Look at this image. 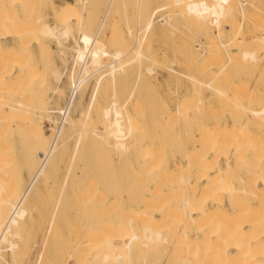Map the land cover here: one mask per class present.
<instances>
[{
	"label": "bare ground",
	"instance_id": "obj_1",
	"mask_svg": "<svg viewBox=\"0 0 264 264\" xmlns=\"http://www.w3.org/2000/svg\"><path fill=\"white\" fill-rule=\"evenodd\" d=\"M2 1L0 0V2ZM16 1L17 3H21V12L23 13L21 14L23 17L21 19H16L17 16H12L14 14L16 15V12L13 14L10 12L11 14H9L8 12L12 6L7 8V11L0 7V35L5 33L7 36L12 37L18 42L17 50L19 52L21 51V56H19L20 58L23 57L22 54L29 53V47L32 45H29L30 42H37V44H39V41L37 40L40 38H54L58 43L56 53H58L59 56L64 55V50L62 48L63 45L61 42L68 39V37L73 34L71 27H74L75 25H77L78 28L79 26L83 27L84 30L86 28V33H88L87 31L89 28H94V32L91 34L92 36L90 35V40H87L89 43H86L87 46L85 49L80 46L81 43L78 44L76 48H73L70 57H74L77 62L75 71L76 76L74 82L71 80L73 84L67 89L63 98L64 101L58 107H44L45 105L43 103V99L41 98L42 95L40 96L39 92H37L39 89L36 91V88L33 86V83L36 81H38L37 83H39V87L42 83H44V79L41 76H39L41 77L39 78L37 73H32V67L35 69V65L30 66L31 68L29 69V66H26L27 62H22L23 60H16V58L14 59L15 55H13V59L16 60V62L13 60L8 62L6 57H3V60L0 58L3 64L6 63L4 61H7V64L10 63L11 65L16 63L18 66L17 61H19V63L22 62L19 64V70L17 73L12 72L10 69H2L3 64L0 66V264L3 263L6 257H4V255H6L4 252L9 251L14 257L18 253L23 224L27 219L30 221L32 218V211L29 210L30 208L27 209L25 207V202L28 199L30 192L32 193V188L38 178L41 176L44 177L48 174L47 172H49V169L56 164L59 160L58 158H60L61 155L63 156L64 152L67 153L66 149H69L68 142L70 140L74 138V143H71L73 145L72 148L78 147L80 143H83L84 145V142H88L87 146H90L91 149L94 148L98 140L101 147L102 144H104L103 146L107 149L118 152L120 157H122L121 155H125V152L130 151L133 145L137 146L136 135L141 132V127L138 126V122L136 120V117L138 116H136V109L133 111L134 114L129 113V98L121 103L117 97H113L110 100V104L108 103L104 106H101L97 99L94 101L89 100L85 106L83 105V108H80L81 110L79 109L80 112L78 115L73 113H75L74 110H78L76 108L79 106L76 107V105L82 99L83 93H85L81 91V87L91 76L95 79V74H100L102 70L105 71L110 69V73L107 72V75L109 76L107 78H109V80L105 81H110V83L115 84L118 82L117 78L119 76L117 77V75H122L120 72L124 71L123 69H129V66L127 65L128 63H126L128 61L126 59L130 58L131 60V56L134 54H136L135 59H137L138 62H141L142 59H147V56L144 55L145 52L144 54L141 53L144 43L142 42V46L139 44L141 43L140 41H142L139 35L141 33L139 29L140 33L137 31L135 43L140 46L139 50L141 51L137 49L136 45V47L134 46L129 50V56L123 55L124 62L126 61L125 63L127 65L126 67L122 65L123 69L122 67L118 69L116 68L118 66L116 64H120L122 60L120 56L119 59L114 58L109 60L110 62L107 60V63H104L107 58H105L106 51L104 50V47H106L105 45L108 43H104V45L103 41L106 36L100 37V35L105 24H107L106 21L111 8L113 9L114 7L112 5L113 2H116L114 0H109L107 8L105 9L97 27L94 26L95 23L91 24V13L87 7L88 1L90 0L66 2L60 7L55 6L56 4H54L52 0H15V2ZM166 1H171L168 4L169 6L170 3L172 4L173 2L172 5L174 6V9L171 5L172 10H170L171 8L169 10L172 12L170 13L169 11V13H167L169 19L165 17V15V18L159 19L158 24L160 27H162L161 25H170L169 20L174 16H183L190 19L189 22L188 20H185L189 24L193 18V21L194 19L196 21L194 26H197L198 24L197 27L200 29L204 41L195 43L192 40L194 38L192 35L191 37L189 34H184L187 39L184 41V46L188 56V73H182V76L186 80L191 81L194 84V87L199 91L204 88L209 89L211 98L205 101L206 98L198 97V103H194L190 106H188L189 104H187L186 101L182 100L178 103L176 112L172 114V118L175 116V120H172V122L169 121V123L167 117L164 116L161 118L163 119L162 123H169V130L171 131L179 125L178 123H180V121L177 122L179 119L184 122L191 116L199 117L197 116L198 112L202 111L199 110V108L202 107L205 109V111L203 110L205 116L208 115L209 117L214 113V111H217L210 107V105L212 103L214 105V103L217 102L220 106L218 109H220L221 112L225 111L232 119L233 124H231L232 127H229L227 124L222 128L220 127V124V126L209 127L208 125H203L202 118V122L200 121L201 124H198L199 126L197 125V127H199L197 130L199 131V137L195 143V153H192V155L185 154L183 156L188 158V164L184 167L185 169H181L180 172L176 171L179 173H177V175H175V171V174L172 176L170 175L172 173L168 174L171 178H168L169 182L164 185V189L167 191V195L165 196L172 197V200L169 201V199L168 201L171 203L177 199V202L178 200L179 202L177 203L175 201L176 204L171 208L164 207L166 208L165 211L162 210L163 208L160 210L152 207L151 212L146 215L148 219L145 218L147 221H144V223L139 222V220H141L140 218L139 220H132L134 218H131L126 221L125 225H123L124 223L121 225L120 222L118 227H116L114 224L109 225L107 223V226V224L104 223V226L103 224H100L97 230H94L96 232L88 231V235L91 233V237L95 235L93 233H96V235L93 237L94 240L90 241L87 239V241L89 240L87 243L88 246L81 251L82 263H80L83 264L91 257L93 258L91 261H98L102 264H155L156 262L162 261L159 256L163 254L166 249L172 250L176 245H180L185 253H183L181 258V264H264V204H261L262 211L260 215H254L253 205L250 202L244 203L243 201H237L241 194H245L246 197H256L260 200L264 198V0H228L227 2H224L223 0ZM15 2L12 1V4ZM47 3L52 9L51 13L54 20L52 24L48 23V20H45V18H42L41 16H34L36 11L39 9V6ZM116 10L118 11V9ZM116 10L114 12H116ZM224 11L229 13L232 17L239 14L240 19L237 20V18H234L228 31H224L221 28L212 30L213 26L211 21L213 20L214 22L216 21L217 23H220L222 21ZM75 16L77 18H73ZM183 24L184 26L189 25L186 23ZM90 26L94 27L91 28ZM114 26L116 27V25ZM170 26L173 28V25ZM79 29L76 30L79 32L81 31ZM116 31H118V29ZM118 32L121 33L120 30ZM116 33L115 31H112L109 34V38H107L111 45H115V41H119L118 43L122 42L121 40H117L120 35ZM192 34L196 35L198 33ZM88 35L85 36L87 37ZM1 38L3 37H0V40ZM83 40L85 41L86 38ZM191 41L195 44L190 45ZM191 46H194L196 51L199 50V52H195V49ZM115 48L118 49L117 46H115ZM2 49L0 48V50ZM2 51L0 52L2 53ZM13 52L11 51V55ZM1 53L0 55L4 54ZM14 53H17V51ZM43 53L45 54L46 52L43 50ZM222 53L227 56V61L224 64L221 61V55H223ZM191 54H194L195 56L191 57ZM63 57L64 56H62V58ZM102 57L105 59L104 62H101V59L103 60ZM10 58H12V56ZM46 58L43 57L45 60L49 59ZM93 59L98 61L100 66L98 69L94 71L90 70L89 72L88 64H93L91 63ZM132 59V63L137 62L134 57ZM45 63H47V61ZM45 63L43 65H45ZM7 64H5V66ZM132 65H130V67ZM6 68L9 67L6 66ZM192 69L195 71V75L192 74L193 72H190ZM240 69L245 71L243 73L244 77L241 79L243 82L237 78L240 75L237 70ZM145 71L147 73H152V67L148 66ZM246 72L253 73L252 78H250L248 82L253 79L254 87L247 85L248 78L246 75L248 74ZM42 74L43 73H41V75ZM101 76H104V74L101 73ZM100 78V82L98 81L97 87L99 83L103 82V79L101 81ZM239 86H244V88H237ZM213 99L216 100V102H213ZM82 104L83 103L81 102L79 105ZM136 107L137 105L135 108ZM139 111H141V109ZM238 117L243 120L241 122L240 130H237L238 132L236 131L239 133V136L233 134V136H223L224 132H233V128L235 129V119ZM45 118L56 123L55 126L51 128L53 131L51 141L49 140V135L45 133L43 128V120ZM172 118L169 117V119ZM176 118L179 119L177 120ZM226 118H228V116ZM156 122L158 124L155 128L153 127V129L159 132L158 129L160 122H158V120H156ZM173 123L176 124V126L174 125L173 127ZM249 123L254 124L255 126L252 127H255L257 130L255 131L252 127H248L247 124ZM155 124L152 123L151 125L153 126ZM228 128L229 130L232 128V131H228ZM180 130L181 129L179 128L177 133H186L185 130L182 132ZM233 133H235V130ZM249 134L256 135L257 137H251ZM10 135H15L18 139L23 140V153L19 161H22L25 167L34 166V169L36 168L28 186L25 188L23 193L21 192L22 194L18 198L15 195L11 181L15 176V171L21 164L18 163L19 161L13 154V144L9 138ZM130 141L132 142L131 145L129 144ZM165 143L166 142H164V145ZM152 145L156 144L152 143ZM162 146L163 144H161V146L159 145V147ZM80 147L82 146L80 145ZM153 147L155 149V146ZM151 148L152 147H148L149 151ZM155 156L157 155L155 154ZM120 157L117 158L120 159ZM152 157L147 153L144 157L145 162L148 163L150 160L152 161ZM79 159L81 160V158ZM153 161L151 163H153ZM156 163L152 165L155 166ZM74 165H72L73 168ZM76 169L78 168L76 167ZM150 169L151 171L152 169L154 171V168L151 167ZM107 171L108 170H106V172ZM129 171L130 170H128V172ZM74 172L76 173L75 169ZM74 172L72 171L73 174H75ZM155 172L154 176H156L155 174L157 173ZM151 173L152 175L148 177L149 174H147V177L152 181L155 177H153V172ZM115 177H117V175H115ZM151 177L153 179H151ZM130 178L129 181H133L130 180ZM235 183L242 184L243 186L236 188L234 187L236 186ZM133 184L135 185V182ZM180 185L191 186L192 191H188L190 194L182 195V192L181 195H177L176 190L179 189L177 187ZM139 187L140 185L137 186V188ZM158 187L156 186V188ZM208 187H216V191H218L221 195L218 200L213 196H206L209 193H203L202 190ZM160 189L161 188H158L159 192H163ZM153 190H150L148 187V190L143 193V196L151 197V199H157L161 193L158 194V190ZM126 191L129 193L128 195L131 194L130 191ZM209 199H211L210 202H207ZM166 210H169L170 212V220L165 218ZM157 215H160L161 218H165L169 221L167 224H164L162 228L155 226L157 223V219L155 220V217ZM212 215L217 217L218 222L216 226H212L209 221H207L206 217ZM109 226H112V231L107 230L109 229ZM123 229H126V232H123ZM86 235H84V237ZM146 248L148 249L147 253L150 251L152 254V259L151 261H146L145 257L141 262L139 261L140 259L138 255L142 252L141 250H146ZM159 249L161 251H159ZM150 253L148 254L150 255ZM76 255L78 256V254Z\"/></svg>",
	"mask_w": 264,
	"mask_h": 264
},
{
	"label": "rangeland",
	"instance_id": "obj_2",
	"mask_svg": "<svg viewBox=\"0 0 264 264\" xmlns=\"http://www.w3.org/2000/svg\"><path fill=\"white\" fill-rule=\"evenodd\" d=\"M12 1L15 2V0H10V1L3 0L2 2H0V7L6 10L7 8H10L12 6L10 10L8 9L9 10L8 13L11 14L10 12H12L13 14L16 12L17 14L16 15L14 14L12 16L14 17L17 16L16 19H19V18L21 19L23 17L22 15L23 13L21 12V3H17L16 1L15 3L12 4ZM52 1L54 2V4H56L55 6L57 7L62 6L66 2H77V0H52ZM91 1H93L94 3ZM114 1H116V2H113L112 4L114 6L113 7L114 10L111 8L110 14L106 21L107 24H105L104 29L100 35V37L106 36L104 38L103 44L108 43L107 45L104 44L106 46L104 47V50L106 51L105 58L106 57L107 58L105 60L103 56L102 57L103 60L101 58L100 59H101V62L102 61L104 62L105 60L104 63H107V60L109 61L114 58L119 59V56H120L122 60L120 64L119 63L116 64L118 65L116 68L118 69V68H121L122 65L124 67L128 65L129 69H123L122 67V69L126 71L120 72L122 73V75L121 74L117 75V77L119 76L117 78L118 82H116L115 84L110 83V81H108L109 83L106 82L107 80H109V78H107L109 77L107 75V72L110 73V69H107L105 71L102 70L103 72L101 71L100 74L98 73L99 76L103 78H100L98 74L94 75L95 79L93 76H91L89 80L85 84H83L81 87L82 89L81 91L85 93H83L82 99L76 105V107L79 106L78 108H76L78 110H74L75 113L73 114L78 115V113L81 110L80 108H83L85 104L89 102V100L94 101L97 99L99 104L101 106H104L108 103L110 104V100L113 97H117L119 102L121 103L124 102L127 98H129V101H128L129 113L134 114L133 111L134 109H136L135 110L136 116L138 115L136 117V120L138 122V126L141 127L140 128L141 132L137 133L140 136L136 135L137 146L133 145L130 151L125 152V155H121L122 157H120L118 152L113 151L111 149H107L106 147L103 146L104 144H102V147H101V144L98 140L96 142L98 145L94 142L96 144L93 148L94 150L91 149L90 146L89 147L87 146L88 142H84V145L83 143L82 144L80 143L82 147H80L79 145L78 147L72 148L73 146L72 144L74 143V138L72 140H70L71 139L70 138L69 139L70 141L68 142L69 149L68 148L66 149L67 153L64 152V155L60 156V158L62 159L58 158L59 160L56 162L54 166H52L51 169H49V172H47L48 174L44 176L45 178L41 176L35 182L32 188V193L30 192L28 199H27L28 201L26 200L25 202L26 204L25 207L27 209L30 208L29 210L32 211L31 213L32 218L30 221L27 219L26 222L23 224V229L21 231V241L19 240L20 241L19 251L15 257L12 256L9 251L4 252V254H6L4 255V257L5 256L6 257L2 264H75V263L81 264L82 263L81 261L82 252L81 251L84 248H87L88 246L87 243L89 242V240L90 241L94 240L93 237L96 235V233H93L95 235L91 237V233L90 235L88 234L90 231L96 232L94 230H97L100 224H103L104 226L105 225L104 223L106 224L108 223L109 225L114 224L116 225V227H118L120 222H121L120 223L121 225L123 223H124L123 225H125L126 221L130 220L131 218H134L132 220H136V219L139 220L140 218L141 220H139V222L144 223V221L145 222L147 221L145 219L147 218L146 215L151 212L152 207L158 208L160 210L163 208L162 210L165 211L166 208L164 207L171 208L172 206L176 204L177 199H175L174 201L170 203L169 201L172 200V197L165 196L167 195L166 194L167 191H165L164 185L165 183L169 182L168 178H171L173 174L176 173L175 175H177V173L180 172L181 169L182 170L185 169L184 167L188 164V158H185L183 156L185 154L192 155V153L193 154L195 153L194 151L195 145H196L195 143H196L197 138L199 137V131H197L199 127H197V125L201 124L202 118H203V122H202L203 125H208L209 127L221 125L220 127L222 128L226 124L229 125V127H232L231 124H233V122L230 116L226 114L225 111L221 112V110L218 109L220 106L218 105L216 100L213 99L214 100L213 102H216V103H214V105L212 103L210 107H212L214 110H217V111L215 112L213 110L214 113L212 112L213 113L212 115H210L209 117L208 115L205 116V113L203 112V110L205 111L204 107L199 108V110H202L198 112L197 116L199 117L191 116L189 117L188 120L184 122L180 120L179 118H176L177 120L179 119L177 122L180 121V123H178L179 125L175 121L178 126H176V124L174 123L172 125L173 127L174 125L176 126L175 127L176 130L175 128H173L171 131L169 130L170 128L169 121L172 122V120H175V116L174 118H172L173 117L172 114L176 112V109H177L176 107L179 102L184 100L187 102V104H189L188 106H190V105H193L194 103H198V100H197L198 97L206 98L205 101L211 98V93L209 89L204 88L203 90L199 91L197 90V88L194 87V84L191 81L186 80L182 76V73H188V68H187L188 56H187V53L185 51L186 49L184 46V41L187 39L184 34H189V36L192 35L194 37L192 40L195 43H198V42L204 41L201 31L197 27L198 24L197 26H194V23H196L195 19L193 21V18H192V21L190 22L191 23L193 22V23L189 24L188 22L190 19L185 18L183 16H179V17L174 16L170 18L169 20L170 23L169 22L168 23L170 25H173V28H171V26L168 24L164 26L161 25L162 27H160V25L158 24L159 19L165 18V17L168 18L167 13H169V11L172 10L173 2L172 4L170 3V6L172 5L171 7L168 5L169 2L171 1L169 2L166 0H114ZM223 1L227 2L228 0H223ZM108 2L109 0H90L88 1L87 7L91 13V24L95 23L94 26L96 27L98 26V24L100 23V19L104 14L105 9L107 8ZM8 3L9 4L11 3V4L9 5ZM116 9H118V11ZM173 9H174V6H173ZM115 10L116 12H114ZM51 12H52L51 6L48 3L42 4L41 6H39V9L36 11L34 16H41L42 18H45V20H48V23L52 24L54 20L52 18ZM137 12L140 14H138ZM171 12L172 11H170V13ZM73 18H77V17L75 16ZM234 18L235 19L237 18V20H239L240 19L239 14L235 15V17H232L230 16L229 13H226L224 11V15L220 23H217L216 21L214 22L213 20L211 21L212 26H213L212 30L221 28L224 31H228L229 27L232 25V20ZM185 20H188V22ZM111 22L113 23V25ZM183 23L189 24L190 26L189 25L184 26ZM114 25H116V27ZM79 28L77 25H75L74 27H71L73 34H71L68 37V39L64 41L61 40L62 41L61 43L63 45L62 48L64 50V55H60L61 57L59 56L58 53H56V50H57L56 48H58V43L55 41L54 38H40L37 40L39 41L38 42L39 44H37V42L36 43L30 42L29 45L31 44L32 45L31 47H29V50H28L29 53L27 52L28 54H25V53L22 54L23 57L20 58L19 56H21V51L19 52L17 50L18 42L15 41L12 37L7 36V34L5 33H3L4 35L3 34L0 35V37H3L0 40V46H1L0 48L1 49L3 48L2 49L3 51L2 50L0 51L4 53L2 54L0 52L2 54L0 55V58L3 60V57H6L8 60L7 59H4V60H7L8 62L10 60H13L14 62H16V60H19V61L23 60L22 62H27L26 66L28 65L29 69L31 68L30 66L35 65V69H33L32 67V73L34 74L37 73L38 77L41 76L44 79V83H42V85L40 86L42 88L38 86L39 85V83H37L38 81L33 83L34 84L33 86L34 88H36V91L39 89V91L37 92H39L40 96L42 95L41 98L43 99V103L45 105L44 107L48 106L49 108V107L60 106V104H62L64 101L63 98H64V95L67 89L74 82V79L76 76L75 71H76L77 62L74 57H73L74 59L70 57L72 54L73 48H76V46H78V44L81 43L80 46L85 49L87 46L86 43H89L87 40H90V37L92 36L91 34H93L94 32V28L93 29L89 28L91 31L88 29L87 31L89 33L88 35V33H86V28L85 30L83 27L79 26ZM197 28L199 29V31ZM76 29H79L81 31L78 32ZM117 29L118 31L120 30L122 34L116 31ZM112 31H115V33L117 32L116 34L120 35V36L117 35L119 38L117 40H121L122 41V42L120 41L121 43H118L119 41H115L116 42L115 45L114 44L111 45V43L108 42L107 38H109V34ZM137 31H139L138 33H140L139 35H140V38L142 39V41H140L141 43H139L140 46H142V42L144 43V46H143L144 49L141 47L142 48L141 53L144 54L145 52L144 55L147 56V59H144V60L142 59L141 62H138L137 59H135L136 54H134L133 56H131V60L129 57H126L129 59L125 58L128 61V62L125 61L126 63H128L126 65L123 58L126 55L129 56L130 55L129 50L132 49L134 46L136 47L137 44L135 43V37L137 35ZM192 33H198V34L193 35ZM84 34L88 36L86 37ZM82 37L83 39L86 38V40L84 41ZM80 38L82 41L80 40ZM76 39H77V42H76ZM191 42H190V45L195 44L194 42L192 43ZM115 46H117L118 49H116ZM140 46L137 45L138 50L140 49ZM65 47L66 48L68 47V48L66 49ZM191 47L195 49L194 46H191ZM109 48H112V49H109ZM10 50L12 52L15 50L14 52L17 51V53L13 52L11 55ZM43 50L44 52H46L45 54L47 55L43 53ZM197 51L199 52V50ZM197 51L195 49V52ZM42 54L45 56H43ZM222 54L224 56L221 55V57L223 58V59L221 58V61L224 64L227 61V58H226L227 56L224 53ZM13 55H15L14 59L16 58V60L13 59ZM191 55H192L191 57L195 56L194 54H191ZM11 56L12 58H10ZM62 56L64 57L62 58ZM43 57L45 58L47 57L49 59L46 58L47 60H45L43 59ZM133 57L137 61L136 63L131 62L133 61L132 59ZM2 60H0L1 62L0 66H2L3 64ZM7 61H4L6 62L5 64L8 63ZM19 61H17L18 66L16 63L15 64L13 63L11 65L9 63L6 65L9 68H6L5 64H3L2 69L3 68H5V70L10 69L12 72L17 73L19 70V64L22 63V62L19 63ZM46 61L47 63H45ZM129 61L131 62L130 65L133 64L131 67L129 65L130 63ZM42 62H44L45 65H43L44 63ZM91 63L93 64H90V65L88 64L89 72L90 70L94 71L98 69L100 66V63L98 64V61H95L94 59L91 61ZM148 66L152 67V73H147L145 71ZM237 71L240 74L237 78L238 80H241L244 77L243 73L245 71L242 69L237 70ZM190 72L191 73L193 72L192 74L195 75V71L193 69ZM41 73L43 74L41 75ZM101 73L104 74V76H101ZM246 73L248 74L246 75L248 78L247 79V82H248V80L252 78L253 73L251 72H246ZM70 75H71V78H70ZM98 77L100 78L101 81L103 79V82L99 83L97 87V83L99 81ZM93 79L94 81L96 80L97 82L96 81L94 82ZM71 80L73 82H71ZM250 81L249 82L252 84L248 82L247 85L254 87L253 79ZM241 82L243 81L241 80ZM237 88L239 89L244 88V86L243 87L239 86ZM44 100L47 102H45ZM81 102L83 104L79 105L81 104ZM136 105L137 107L135 108ZM140 109L141 111H139ZM164 116L167 117L169 123H162L163 119L161 118H163ZM227 116L228 118H226ZM169 117L172 119H169ZM156 120L160 122L159 129H158L159 132L153 129V127L155 128V126L158 124ZM43 121H44L43 122L44 131L45 133L49 135L50 137L49 140L51 141L52 136H53V131L51 130V128L55 126V123L51 120L50 121L47 120L46 118ZM242 121H243L242 118L240 117L236 118L235 124H234L235 126L233 125L235 127V129L233 128V132L235 130V133L224 132L223 136L224 135L226 136L236 135L237 136L239 134L237 132L240 130ZM196 122H199V123H196ZM152 123L154 124L156 123V124L152 126L151 125ZM247 126L252 127L255 125L249 123L247 124ZM179 128L181 129L180 130L181 132L185 130L186 133L185 134L177 133ZM252 128L255 131L257 130L255 127H252ZM230 130L232 131V128H230ZM230 130L228 128V131ZM249 135L251 137H257L256 135H252V134H249ZM9 138L11 139V142L13 144L12 145L13 147L12 150L14 151L13 154L15 158L19 161L23 153V147H22L23 140L18 139V137L15 135H10ZM18 140H20L21 142ZM16 141L18 142V144ZM164 142H166L165 145H164ZM152 143H155L156 145H152ZM129 144L131 145L132 142L130 141ZM161 144H163V146L159 147V145L161 146ZM153 146H155V149ZM148 147H152L150 151ZM146 148L148 149V151ZM147 153L151 157L153 155L155 156V154L157 155L155 156V158L157 157L156 159L154 158V156L152 157V161L154 160L153 163H151L152 162L151 160L148 163L145 162L144 157L145 155H147ZM95 157L98 159H96ZM117 157L118 158L120 157V159H118ZM79 158H81V160ZM107 161H109L110 163ZM154 162L156 163L155 165L156 167L152 165V164H155ZM18 163L21 165L19 168L17 167L18 169L15 171V176L11 181L17 198L21 196L25 188L28 186L29 181L32 179L34 172L36 170V168L34 169V166L25 167L22 161L21 162L19 161ZM73 163L76 165H74ZM71 164L74 165V168L72 167ZM66 167H69L71 169L66 168ZM76 167L78 169H76ZM151 167L154 168V171L153 169L151 171L150 169ZM155 168L157 171L155 170ZM74 169L76 170V173L74 172ZM169 169H172V170H169ZM71 170L75 174H73ZM106 170L108 171L106 172ZM128 170L130 171L128 172ZM149 170L153 172V177H155L154 179L155 181L154 180L151 181L150 178H148L152 175V173ZM154 172L156 173L155 174L156 176H154ZM147 174H149L148 177H147ZM168 174H170L171 176L169 177ZM115 175H117V177H115ZM133 176L135 179L133 178ZM129 178L130 180H133V181H129ZM151 179L153 178L151 177ZM134 182H135V185L133 184ZM235 184L236 186L234 187L236 188L243 186L242 184H238V183H235ZM138 185H140L139 188H137ZM133 186H135L137 189ZM147 186L150 188V190L154 189L153 191L158 190V188H161L160 190L163 192H159L158 190V194L161 193L163 196L160 194V196H158L157 199H154V198L151 199V197L143 196V193L146 192V190H148ZM156 186L157 187L159 186V187L156 188ZM180 186L177 187L179 189L176 188L177 195H181L182 192H183L182 195H186V194L188 195L192 191L191 186H188V185H183L185 187H183L182 185ZM126 190L130 191L131 194L128 195L129 193ZM134 190H137V191H134ZM202 191L204 194L209 193L206 196H209V195L211 197L213 196L217 200L221 196L220 193L216 191V187L215 188L214 187L204 188ZM210 200L211 199L207 200V202H210ZM237 201L238 202L243 201L244 203L250 202L253 205L254 215H260L262 211L261 204H264V198L260 200L259 198L252 197V196L246 197L245 194H241V196H239ZM97 218L99 219V222ZM165 218L170 220L169 210H166ZM165 218H161L160 215H157L155 217V220L157 219L156 220L157 225L155 224V226L157 227L159 226V228L160 227L162 228L164 224H167L169 222ZM206 218H207V221H209V223L212 226L217 225L218 221L215 215L207 216ZM142 219H145V220H142ZM111 228L112 226H109V229L107 230L112 231ZM123 230H124L123 232H126V229H123ZM84 235L86 236L84 237ZM87 239L89 240L87 241ZM144 250L145 249L141 250L142 252H140V254L138 255L140 259L139 261L142 262L143 261L142 259L145 257H146L145 259L146 261H151L152 254L150 253V251H148L150 255L147 253V250H148L147 248L145 250L146 252ZM159 251L161 250L159 249ZM183 253H184L183 248L180 245H176L175 248H173L172 250L166 249V251H164V253L159 256L162 261L156 262L155 264H181V258L183 256ZM76 254H78V256ZM88 260L91 261L93 260V258L90 257L88 258ZM88 260L85 261L86 263L84 262L83 264H87V263L88 264L89 263L90 264H102L98 261L90 262Z\"/></svg>",
	"mask_w": 264,
	"mask_h": 264
},
{
	"label": "built area",
	"instance_id": "obj_3",
	"mask_svg": "<svg viewBox=\"0 0 264 264\" xmlns=\"http://www.w3.org/2000/svg\"><path fill=\"white\" fill-rule=\"evenodd\" d=\"M56 124V123H55Z\"/></svg>",
	"mask_w": 264,
	"mask_h": 264
}]
</instances>
